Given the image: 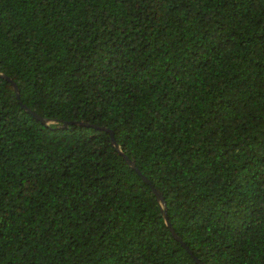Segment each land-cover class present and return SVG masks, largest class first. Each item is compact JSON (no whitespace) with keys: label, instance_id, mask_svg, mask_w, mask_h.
I'll return each instance as SVG.
<instances>
[{"label":"trees","instance_id":"obj_1","mask_svg":"<svg viewBox=\"0 0 264 264\" xmlns=\"http://www.w3.org/2000/svg\"><path fill=\"white\" fill-rule=\"evenodd\" d=\"M0 72V264H264V0H0Z\"/></svg>","mask_w":264,"mask_h":264},{"label":"water","instance_id":"obj_2","mask_svg":"<svg viewBox=\"0 0 264 264\" xmlns=\"http://www.w3.org/2000/svg\"><path fill=\"white\" fill-rule=\"evenodd\" d=\"M0 76L1 77H4V78H6V79H8V80H10L11 81V83H12V85H13V88H14V90L16 91V95L18 96V89H17V86H16V84L9 78V77H7V76H5L3 73H1L0 72ZM21 107L24 109V110H26L27 112H29V113H31L36 119H38V120H40L42 123H44V124H48V123H50V122H52V121H50L49 119H46V118H43V117H41L40 115H38L37 113H35L33 110H31V109H29L27 106H25L24 104H22L21 103ZM73 123H75V124H80V125H86V126H88V125H93V124H89V123H86V122H81V121H64L63 123H62V127H67L69 124H73ZM93 126H95V125H93ZM101 129H105V130H107V131H109L110 133H111V144L113 145V147L116 149V150H118V152H120V153H123L120 149H119V146H118V144L115 142V139H114V137H113V133H112V131L111 130H109V129H106V128H103V127H101ZM123 156H124V158L127 160V162H128V164L132 167V168H134L136 171H137V173L141 176V178L146 182V183H148V184H151L150 183V181H149V179L147 178V177H145L143 174H141V172L139 171V169H137V167H135V164L125 155V154H123ZM151 188H152V190H153V192H154V194L156 195V198L161 202V204L164 206L165 205V202H164V199L162 198V196H161V193L157 190V189H155L152 185H151ZM163 214H164V218H165V221H166V224H167V226L171 229V231H172V234L174 235V237L176 238V239H178L179 241H181V243H182V245L191 253V250L187 247V245L181 240V238H179L176 234H175V232L173 231V229H172V227H171V225H170V223H169V221H168V218H167V215H166V211H165V209L163 208ZM193 259H194V261L197 263V264H204L203 262H201L200 261V259L199 258H197L196 256H194L193 255Z\"/></svg>","mask_w":264,"mask_h":264}]
</instances>
